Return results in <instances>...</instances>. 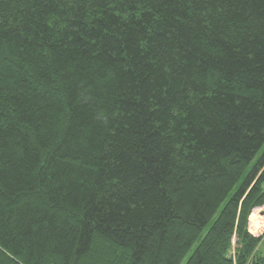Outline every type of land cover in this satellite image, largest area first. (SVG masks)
Listing matches in <instances>:
<instances>
[{"label":"trees","instance_id":"obj_1","mask_svg":"<svg viewBox=\"0 0 264 264\" xmlns=\"http://www.w3.org/2000/svg\"><path fill=\"white\" fill-rule=\"evenodd\" d=\"M263 166L264 0H0V264H247Z\"/></svg>","mask_w":264,"mask_h":264},{"label":"rangeland","instance_id":"obj_2","mask_svg":"<svg viewBox=\"0 0 264 264\" xmlns=\"http://www.w3.org/2000/svg\"><path fill=\"white\" fill-rule=\"evenodd\" d=\"M260 155V154H259ZM264 172V166L263 168L260 170V176L261 174ZM257 214L255 216H252L253 213ZM252 217L249 219V222H248V229H250L249 227H252L251 225L249 226L250 222L251 224H253V227H256V226H260L259 228L256 227L255 229V233H252L250 230L249 233L251 236H255V237H258L260 238V242L258 243V245L254 248V250L252 251V253L250 254L249 258H248V261H247V264H255V259L256 258H261L262 261L264 260V235H263V232H264V206H261L259 208H256V209H253L252 210ZM259 217V220H260V224L257 225L256 223L254 224L252 219H258ZM252 227V229H254ZM259 229V230H258ZM238 241L236 240L235 236L232 237V241H231V249L228 251V256L230 257V259L233 260V263L236 262V258H237V248H239V245H238ZM264 262V261H263Z\"/></svg>","mask_w":264,"mask_h":264},{"label":"bare ground","instance_id":"obj_3","mask_svg":"<svg viewBox=\"0 0 264 264\" xmlns=\"http://www.w3.org/2000/svg\"><path fill=\"white\" fill-rule=\"evenodd\" d=\"M258 217V216H257ZM252 221H253V223L255 224H257V225H259L261 222H260V220H259V217H258V219L256 220V219H252ZM250 225L253 227V224H251V222H250ZM252 227H249L250 228V230L253 232V233H255V230H257V229H255L256 227H260V226H256V227H253L254 229H252ZM259 230V229H258Z\"/></svg>","mask_w":264,"mask_h":264},{"label":"built area","instance_id":"obj_4","mask_svg":"<svg viewBox=\"0 0 264 264\" xmlns=\"http://www.w3.org/2000/svg\"><path fill=\"white\" fill-rule=\"evenodd\" d=\"M263 235H264V232H263Z\"/></svg>","mask_w":264,"mask_h":264}]
</instances>
